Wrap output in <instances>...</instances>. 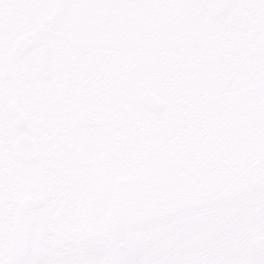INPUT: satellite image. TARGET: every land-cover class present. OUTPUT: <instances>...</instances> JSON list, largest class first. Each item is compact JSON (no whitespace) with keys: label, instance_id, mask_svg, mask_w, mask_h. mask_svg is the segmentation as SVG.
I'll return each instance as SVG.
<instances>
[{"label":"snow or ice","instance_id":"1","mask_svg":"<svg viewBox=\"0 0 264 264\" xmlns=\"http://www.w3.org/2000/svg\"><path fill=\"white\" fill-rule=\"evenodd\" d=\"M0 264H264V0H0Z\"/></svg>","mask_w":264,"mask_h":264}]
</instances>
